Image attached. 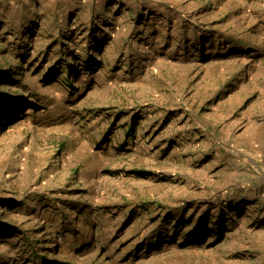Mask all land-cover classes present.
<instances>
[{
	"label": "rangeland",
	"instance_id": "1",
	"mask_svg": "<svg viewBox=\"0 0 264 264\" xmlns=\"http://www.w3.org/2000/svg\"><path fill=\"white\" fill-rule=\"evenodd\" d=\"M1 97L0 264H264V0H0Z\"/></svg>",
	"mask_w": 264,
	"mask_h": 264
},
{
	"label": "trees",
	"instance_id": "2",
	"mask_svg": "<svg viewBox=\"0 0 264 264\" xmlns=\"http://www.w3.org/2000/svg\"><path fill=\"white\" fill-rule=\"evenodd\" d=\"M15 98L16 97H12L13 100H11V103L14 105V109L16 110V108L20 105V102H17ZM0 100H4V98L1 97ZM1 109L2 111L0 112V121L4 118L5 114H7L9 117L14 115V111L9 107V104H6Z\"/></svg>",
	"mask_w": 264,
	"mask_h": 264
}]
</instances>
